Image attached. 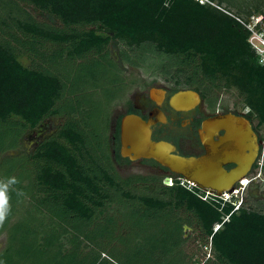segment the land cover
Returning a JSON list of instances; mask_svg holds the SVG:
<instances>
[{
	"label": "trees",
	"instance_id": "obj_1",
	"mask_svg": "<svg viewBox=\"0 0 264 264\" xmlns=\"http://www.w3.org/2000/svg\"><path fill=\"white\" fill-rule=\"evenodd\" d=\"M216 1L0 0V264H97L104 252L89 256L92 225L120 204L143 219L158 211L172 219L160 239L171 264L198 262L178 251L184 224L197 225L211 245L214 258L201 264H264V212L244 199L237 209L203 199L205 190L179 176L171 185L155 174L121 176L89 94L103 88L96 72L121 74L108 45L149 47L171 57L177 82L211 105L215 89L234 87L248 118L264 127V63L238 20L246 10L234 14L222 5L227 0ZM51 118L60 119L57 129L23 150L22 136ZM109 119L110 112L102 126L107 143Z\"/></svg>",
	"mask_w": 264,
	"mask_h": 264
},
{
	"label": "rangeland",
	"instance_id": "obj_2",
	"mask_svg": "<svg viewBox=\"0 0 264 264\" xmlns=\"http://www.w3.org/2000/svg\"><path fill=\"white\" fill-rule=\"evenodd\" d=\"M262 3L257 10L253 3ZM217 3L213 0V5ZM223 6L236 14L238 8L246 10L244 17H239L246 23H257L258 20L261 23V32L264 38V16L261 10H264V0H227ZM26 9L40 20H46L47 16L39 13L32 6H25ZM261 36V35H260ZM259 33L254 34L251 40L256 43L257 46H261L259 40ZM109 55L119 65L120 73H114L106 71L105 73L96 72L97 85L102 84L101 88L90 90V96L95 100V106L98 114L95 116L98 122L99 129H101V135L105 141L103 147L107 150V146H112V135L115 127V121L118 117L124 114L127 107L130 105L129 101L132 99V93L134 85L138 82L140 85L150 86L152 84L159 86H167L169 94L176 89L192 88L183 81L177 82L175 74V66L172 64L171 57L166 56L153 50L152 48L145 47L142 49H133L127 47L121 42L117 44L108 45ZM126 56V58H125ZM260 61V60H259ZM262 62V61H260ZM30 60L25 58V64H29ZM76 69V68H74ZM96 71V70H95ZM121 77L124 82L118 83L117 86H113L114 78ZM136 83V84H135ZM193 89V88H192ZM108 90V92H106ZM216 97V99H215ZM214 106L208 108V99L203 98L201 106L205 108L206 114H213L216 111H229L238 110L246 112L248 108L243 105L241 97L237 90H216L214 91ZM212 103V104H213ZM90 107V108H89ZM89 109H94V105H89ZM109 119V128L107 132L108 143L106 140V130L102 127L105 120ZM60 119L51 118L42 121L37 127L26 132L22 138V149L25 151H31L37 143L51 132L55 131L60 124ZM253 125L256 127L259 135L262 136L261 126H257L255 118L251 119ZM104 134V135H103ZM182 148L185 151H193V143L189 138L182 140ZM258 158V157H257ZM256 158V161H257ZM256 161L254 167L246 175V179L254 178L255 168L257 167ZM140 163L138 161L121 162L120 166L117 165V171L121 176L132 175L133 172H138L140 169ZM244 179V178H243ZM164 182V179L162 180ZM237 186H245L243 198L245 204L256 210L264 212V174L259 177L245 183H236ZM238 196L239 195H233ZM134 211V208H133ZM132 207H128L125 204L116 206L112 212L105 214L101 220H98L97 226L92 225L90 233H92L91 240L93 241L92 248L89 256L99 255L102 251L104 255L98 258L97 264H171L169 254H164L161 250L162 241L160 239L165 233H171L168 220L162 211L157 212L156 219H143L142 217L134 214ZM140 220H146L144 223ZM100 222V223H99ZM114 222V223H113ZM99 223V226H98ZM146 223V224H145ZM168 231V232H167ZM198 226L183 225V237L185 243L178 248V251H183L185 254L193 255L197 258V264L203 263L209 258H214L211 250V245L205 243L199 235ZM166 235V234H165ZM93 238V239H92ZM97 238V239H96ZM5 242L4 235H0V250L3 248Z\"/></svg>",
	"mask_w": 264,
	"mask_h": 264
},
{
	"label": "water",
	"instance_id": "obj_3",
	"mask_svg": "<svg viewBox=\"0 0 264 264\" xmlns=\"http://www.w3.org/2000/svg\"><path fill=\"white\" fill-rule=\"evenodd\" d=\"M170 99L174 109L188 110L199 102V95L192 89H183ZM152 123L153 120H145L135 113L121 117V156L131 161L153 159L185 182L217 196L232 192L234 185L250 172L258 156L257 134L243 115L227 112L205 118L200 130L204 153L198 156L175 153L171 144L153 140Z\"/></svg>",
	"mask_w": 264,
	"mask_h": 264
},
{
	"label": "flooded vegetation",
	"instance_id": "obj_4",
	"mask_svg": "<svg viewBox=\"0 0 264 264\" xmlns=\"http://www.w3.org/2000/svg\"><path fill=\"white\" fill-rule=\"evenodd\" d=\"M137 83V84H136ZM134 85L132 99L129 101L130 105L127 107L126 113H135L142 117L145 120L151 119L153 123L151 124V138L155 141H165L173 146L174 152L181 155H201L204 153V147L200 140V130L202 127V121L207 118L214 116L218 113H227L231 112L236 115H243L248 118L247 112H241L238 110H229V111H216L213 114H206L205 108L201 106V102L203 101V97L195 89L192 88H181L174 90L171 94H169V88L167 86H159V85H140L136 82ZM183 89H192L196 91L199 95V102L192 108L188 110H176L172 107L171 104V96L177 92L178 90ZM223 90L235 89L234 87L226 88L222 87ZM236 90V89H235ZM162 92V94H161ZM238 92V91H237ZM214 104L208 103V108H211ZM131 111H128V109ZM123 114V115H124ZM121 115L115 121V127L112 135V147H109L110 158L114 161L115 167L117 165L120 166L121 162H126L129 160L127 157H122L120 154V120ZM249 119V118H248ZM250 120V119H249ZM254 131L258 137V145L260 141L259 132L255 129L252 121L250 120ZM189 138L192 140L194 150L193 151H185L182 148V140L184 138ZM260 151V145H259ZM118 152V156H117ZM259 154V152H258ZM131 161V160H129ZM134 161H138L140 163V169L138 172H133L132 174H142V175H151L155 174L158 176H162V180L170 177L174 178L176 175L169 171L166 167L160 165L153 159L140 158ZM254 165V164H253ZM233 166L227 165L226 168ZM254 167V166H253ZM180 177V176H179ZM193 186V185H192Z\"/></svg>",
	"mask_w": 264,
	"mask_h": 264
},
{
	"label": "built area",
	"instance_id": "obj_5",
	"mask_svg": "<svg viewBox=\"0 0 264 264\" xmlns=\"http://www.w3.org/2000/svg\"><path fill=\"white\" fill-rule=\"evenodd\" d=\"M197 2L201 3V4H204V3H210L212 4L213 1L212 0H196ZM244 26L245 29L249 30L250 31V36H249V43L251 44V46L255 49L256 53L260 56V61H262L261 63H264V38H263V35H262V32L259 33V40L261 42V46H257L256 43H254L253 40H251V38L254 36V34H257L258 32H256L255 30V27H254V24H248L246 25L245 22H243L242 20L238 19ZM262 29H260L261 31ZM253 39V38H252ZM259 145H260V151H259V154H258V158H257V161H256V164H257V167L255 168V176H253L254 178H249L248 180L246 178V180H239L238 182H241V184L245 185V183L259 177L261 174H262V170H263V167H264V127L262 128V136H260V141H259ZM180 179V184L182 185H187L188 187L192 186L191 184L185 182L182 178H179ZM168 180V181H166ZM246 181V182H244ZM237 182V183H238ZM164 183L166 185H171L173 184V178H170V177H167L164 179ZM244 191H245V186H237L236 184L234 185V188L232 190V192L230 193H223L221 196H217L213 193H209L207 190H205V194L202 196L203 199H207V198H210V196H213V197H218L220 198L222 201H221V206L224 205V202H231L233 205H234V209H237L239 206H240V203L243 201V194H244ZM233 195H239V200H235L233 199ZM219 227V225H216L214 230L217 229Z\"/></svg>",
	"mask_w": 264,
	"mask_h": 264
},
{
	"label": "clouds",
	"instance_id": "obj_6",
	"mask_svg": "<svg viewBox=\"0 0 264 264\" xmlns=\"http://www.w3.org/2000/svg\"><path fill=\"white\" fill-rule=\"evenodd\" d=\"M252 24H254V27H255L256 32L260 33L261 31H259V30L256 28V27L259 25V27H260V29H261V23H260V21L258 20L257 23H252ZM233 199H235V200L237 201V200H239V197H238V196H234Z\"/></svg>",
	"mask_w": 264,
	"mask_h": 264
},
{
	"label": "bare ground",
	"instance_id": "obj_7",
	"mask_svg": "<svg viewBox=\"0 0 264 264\" xmlns=\"http://www.w3.org/2000/svg\"><path fill=\"white\" fill-rule=\"evenodd\" d=\"M243 180H246V179H243ZM244 182H246V181H244Z\"/></svg>",
	"mask_w": 264,
	"mask_h": 264
}]
</instances>
